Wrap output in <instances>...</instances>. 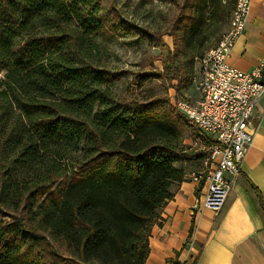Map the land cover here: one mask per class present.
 <instances>
[{
    "label": "trees",
    "instance_id": "trees-1",
    "mask_svg": "<svg viewBox=\"0 0 264 264\" xmlns=\"http://www.w3.org/2000/svg\"><path fill=\"white\" fill-rule=\"evenodd\" d=\"M173 1L171 29L152 33L107 22L102 0H0V264L145 263L191 154L162 97L115 95L125 74L101 65L99 38L137 34L167 49L171 36L181 81L179 59L199 62L205 31L228 22L233 2Z\"/></svg>",
    "mask_w": 264,
    "mask_h": 264
},
{
    "label": "crops",
    "instance_id": "crops-1",
    "mask_svg": "<svg viewBox=\"0 0 264 264\" xmlns=\"http://www.w3.org/2000/svg\"><path fill=\"white\" fill-rule=\"evenodd\" d=\"M261 60L264 0H252L243 33L226 62L249 72ZM251 126L255 130L253 142L222 210L216 214L195 208L199 186L191 175L202 170H185L183 181L172 187V199L150 229L144 264H264V94L252 113ZM204 163L206 172L213 167ZM192 229V244H188Z\"/></svg>",
    "mask_w": 264,
    "mask_h": 264
},
{
    "label": "built area",
    "instance_id": "built-area-1",
    "mask_svg": "<svg viewBox=\"0 0 264 264\" xmlns=\"http://www.w3.org/2000/svg\"><path fill=\"white\" fill-rule=\"evenodd\" d=\"M233 2L238 27L210 52V70L206 83L196 81L197 98L205 104V112L192 110L191 106L172 97L171 103L179 112L191 118V123L206 138L201 145L205 162L212 164L209 171L191 175L199 186L196 209H209L219 213L231 191L234 177L251 146L255 130L251 126L252 113L264 94V60L249 72L240 71L227 64L226 59L237 38L243 33L252 0ZM199 66L202 62L199 60ZM207 176V183H200ZM193 229L188 239L192 244Z\"/></svg>",
    "mask_w": 264,
    "mask_h": 264
},
{
    "label": "rangeland",
    "instance_id": "rangeland-1",
    "mask_svg": "<svg viewBox=\"0 0 264 264\" xmlns=\"http://www.w3.org/2000/svg\"><path fill=\"white\" fill-rule=\"evenodd\" d=\"M177 1L181 3L182 0ZM110 10L116 11L117 18L109 14ZM100 14L107 22L115 23L120 19L128 24L148 29L152 33H162L171 29V22L177 14V6L173 0H102ZM228 22L223 25L222 20H219L208 27L204 33L206 41L202 51L206 52L218 44L228 29ZM99 41L102 45L101 65L109 70L125 74L111 84L115 95L134 98L154 95L162 97L164 106L167 108L165 114L176 122L182 144L191 154L190 160L182 163V166L185 170L201 168L198 171H206L204 167L206 155L201 150L202 142L199 141L195 130L186 123L181 117L182 114L180 113V116L171 103L173 96L186 101L195 99V84L200 75V66L196 69V63H190L185 58L179 59L181 65L179 64L180 69L177 74H181V81L178 78L172 80L171 78L176 77V74L168 61L170 60L168 51H173V38L169 35L162 37L167 49L149 45L137 34L127 36L117 34L99 38ZM165 67L169 69L167 76L160 79H147L137 88L135 80L139 78L138 76L162 72ZM198 154L202 158H197ZM206 178L207 176H200V183H205Z\"/></svg>",
    "mask_w": 264,
    "mask_h": 264
},
{
    "label": "bare ground",
    "instance_id": "bare-ground-1",
    "mask_svg": "<svg viewBox=\"0 0 264 264\" xmlns=\"http://www.w3.org/2000/svg\"><path fill=\"white\" fill-rule=\"evenodd\" d=\"M225 1H227V0H223V2H225ZM228 23H229L228 29L223 34L221 41H223V37H227V35L230 34V31H233V27H238V20H235L234 8H233V10L229 16V22ZM210 52H216V45L214 47H212L211 49H209L208 51H206L200 59V62H202V65L200 66V75H199V78L197 80L199 83H206V79H208V77H209ZM176 99L178 101H182L183 104H185L187 106H191L192 110H196L197 112H205V104H204V102H201L199 100V98H197V93H196L195 99L193 101L181 100V99H178L177 97H176ZM174 108L176 109V107H174ZM177 111L179 114L181 113L182 116H184L187 120H189L191 122V118L188 117L186 114H184V112H179V110H177ZM206 183H207V178H206Z\"/></svg>",
    "mask_w": 264,
    "mask_h": 264
}]
</instances>
